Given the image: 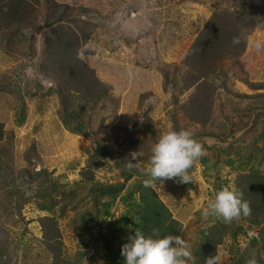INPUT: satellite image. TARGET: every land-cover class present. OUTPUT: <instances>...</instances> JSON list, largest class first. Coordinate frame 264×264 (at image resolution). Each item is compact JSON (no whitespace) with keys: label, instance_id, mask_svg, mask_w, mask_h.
Wrapping results in <instances>:
<instances>
[{"label":"rangeland","instance_id":"374dc122","mask_svg":"<svg viewBox=\"0 0 264 264\" xmlns=\"http://www.w3.org/2000/svg\"><path fill=\"white\" fill-rule=\"evenodd\" d=\"M62 1L69 7L89 10L80 16L91 30L83 58L97 76L109 85L113 106L96 141L84 134L68 132L57 115L58 101L53 93V84L43 82L38 77V62L35 61L37 55L32 57L33 62L27 60L29 54L35 53L31 43L24 47L21 57L8 56L0 49V83L3 84V75L14 72L9 74L11 81H6L5 87L9 94H2L0 91V121L5 127V134L0 142V240H5L0 241V264L51 263L41 251L38 223L41 217L48 214L38 210L35 205L42 197L41 183L53 182L57 186L73 187L71 185L81 179L80 171L84 168L89 153L97 148H104L111 154L118 153L122 166H115L106 157L103 167L95 171L96 180L111 185L122 183V169L126 168V158H129L132 151L126 147L128 141L119 138L117 129L133 134L137 144L150 140V133L146 129L149 123L159 135L172 130V104L169 95L163 90L160 70L163 65L151 64V51L145 53L144 42L135 44L134 36L130 33L133 32L135 19H138L136 23L147 22L149 27L152 15L153 20L159 23V31L171 29L165 39L172 50L159 57L164 64L178 65L179 57L183 56L196 32L203 29L214 12L229 10V7L232 11H237L226 0H177L173 3L165 0ZM253 1L249 13L254 14L258 24L247 38L246 49L241 58L242 68L239 67L245 71L249 81L263 82L264 14L260 9L264 3L260 0ZM118 16L122 19L118 20ZM127 19L130 20L129 23ZM256 43L261 45L259 50L254 47ZM176 51L178 54L175 55ZM225 65L231 66L230 62ZM245 73L241 72L240 76L246 78ZM229 85L235 92L247 95L252 93L244 83L235 78H230ZM261 92L264 93V90ZM11 98L23 103L25 119L21 125L11 108ZM232 98L225 103L232 109L222 104L221 110L232 115L229 118L232 123H237L241 109H234L236 101L231 100ZM98 120V115L92 117V128L97 126ZM232 128H241V123L232 125ZM251 128L245 129L244 134H238L231 148L227 144H221L219 140L214 141V137L200 139L198 142L205 149V154L189 169L191 183L165 180L156 187H150L168 207L172 216L178 219L181 237L189 245L196 240L199 230L216 224L217 219H221L205 214L208 203L219 189L234 188L239 176L254 171L264 176V127L256 124ZM189 131L193 133L195 130L190 128ZM152 146L150 142L149 147ZM30 154H33L31 161ZM149 159L142 152L134 170H130V178L121 192L102 197L94 203L81 201L76 205L71 204L65 208L62 216H57L65 259H69L72 264H111L115 259H122L116 245L118 240L124 239L123 232L126 229L123 230L119 223L128 208L127 200L133 202L131 205L134 208L137 181L144 184L148 179L145 169ZM204 160L206 163H203ZM241 162L244 164H239ZM215 175L219 178L217 189ZM7 190L13 193L11 198L7 197ZM129 193L133 195L131 198ZM123 197L126 201L122 200ZM138 215L140 216L139 211ZM132 220V217L127 219V227ZM262 227L264 228V224ZM246 233L235 240L224 239L217 254L227 251L228 255L221 258L220 264L228 263L236 255H245L248 259L253 254L259 264H264V253L258 255L250 247L251 241H255L259 247L264 248V236L259 240L251 228ZM104 241L109 242L111 249ZM245 242L248 244L247 248L242 247ZM14 244L18 245L17 250H14ZM5 246L8 247L7 253L14 251L10 257L4 250ZM81 256L84 259L77 262V258Z\"/></svg>","mask_w":264,"mask_h":264},{"label":"trees","instance_id":"16d2710c","mask_svg":"<svg viewBox=\"0 0 264 264\" xmlns=\"http://www.w3.org/2000/svg\"><path fill=\"white\" fill-rule=\"evenodd\" d=\"M165 1L173 3L177 0ZM226 1L237 11H232L229 7V10L214 12L203 29L196 32L183 56L179 57L178 65L164 64L159 57L172 50L165 39L171 29H166V32L159 31V23L153 20L152 15L149 27L146 25L147 22L136 23L138 19H135L133 32L130 33L134 36L136 45L144 42L145 53L151 51L152 65H163L160 70L163 90L169 95L172 104L170 111L172 130L189 131L193 128L195 130L192 133L193 138L197 142L200 139L214 137V141L219 140L221 144L230 147L238 134L245 133V129L254 128L256 124H262L264 127V93L261 92L264 90V81H249L245 71L240 69L247 38L258 24L254 14L249 13L252 10V0ZM260 1L264 3V0ZM260 10L264 14V4ZM88 11L69 7L62 0H0V49L8 56L21 57L24 47L31 43L35 53L29 54L27 60L33 62L32 57L37 55L35 61L38 62V77L43 82L53 84V93L58 101L57 115L62 125L72 134H84L96 141L107 114L112 110L113 97L109 85L97 76L95 70L83 58L91 30L80 16ZM121 19L118 16V20ZM127 22L130 20L127 19ZM262 22L264 23V19ZM227 62H230V67L225 65ZM241 72L245 73L246 78L240 76ZM10 73L3 75V84L0 83L2 94H9L5 86L6 81H11ZM230 78L244 83L252 93L247 95L233 91L229 85ZM230 98L236 101L234 109H241L237 123H232L229 119L232 115L221 110L222 104L227 103ZM11 101L13 113L21 125L25 119L23 103L14 98H11ZM225 106L232 109L229 104ZM233 112L232 110L231 114ZM94 115H98L99 120L97 126L92 128L90 122ZM239 123L241 128L234 130L232 125L237 126ZM146 129L150 133V140L140 144H137L133 134L126 133V130L119 128L116 133L120 139L128 141L126 147L129 150L142 151L144 156L150 158L152 147H149V143L154 144L160 135L150 123ZM4 134L5 127L0 121V142ZM100 149L89 153L85 166L80 171L81 179L73 183L71 185L73 187L57 186L53 182L41 183L42 197L35 205L38 210L48 214L41 217L38 223L41 232V251L50 259V264H72L69 259L64 258L57 216H62L65 208L71 204L76 205L81 201L94 203L102 197L121 192L130 178L131 171L126 166L122 169L124 174L122 183L111 185L97 181L95 171L103 167V160L106 157L110 158L115 166H122L118 153L111 154L104 148ZM32 156L33 154H30L29 161ZM214 183L216 189L219 188V178L216 175ZM234 188L241 192L243 200L248 202L251 214L248 217L241 216L231 224H225L222 219H217L216 224L199 230L196 240L190 244L191 258L186 261L188 264H206V258L217 254L225 238L235 240L238 236L246 235L249 228L255 231L259 240L263 239L264 176L258 174V171L241 175L236 179ZM5 193L9 198L13 195L9 190ZM135 193L137 199L134 208L131 205L133 202L122 198L128 208L119 223L123 230L126 229L123 232L124 239L118 240L116 245L120 252L128 237L138 228L145 235H153L155 230V238L174 235L182 239L178 219L172 216L168 207L150 187H145L143 183L137 181ZM54 196L60 198L56 199ZM132 196L130 195V198ZM129 217L133 220L127 227ZM245 222L248 224L247 227L244 226ZM104 244L111 249L108 241H104ZM250 247L258 255L264 253V248L259 247L255 241H251ZM7 249L5 246L4 250L10 257L14 251L7 253ZM17 249L18 245L14 244V250ZM121 258L115 259L111 264H124L123 257ZM77 259V262H82L84 257ZM246 260L245 255H236L228 263L222 264H246Z\"/></svg>","mask_w":264,"mask_h":264},{"label":"clouds","instance_id":"9594fccd","mask_svg":"<svg viewBox=\"0 0 264 264\" xmlns=\"http://www.w3.org/2000/svg\"><path fill=\"white\" fill-rule=\"evenodd\" d=\"M254 47L259 50L261 45L256 43ZM204 154L205 149L193 138L190 131L169 130L161 134L151 149L145 169L148 179L144 181V186L156 187L165 180H174L181 184L191 183L189 169ZM141 155L138 150L129 154V158H126L129 170L140 160ZM205 214L217 216L225 224H231L241 216L248 217L251 209L248 202L243 200L241 192L235 188L224 187L215 193ZM244 226L247 227L248 224L245 222ZM155 236V230L153 235H145L139 228L136 229L121 247L124 264H186L191 258L190 245L180 237ZM242 247L247 248L248 244L245 242ZM227 255V251L210 255L206 258V264H220L221 258ZM246 264H259V261L253 254L246 260Z\"/></svg>","mask_w":264,"mask_h":264}]
</instances>
